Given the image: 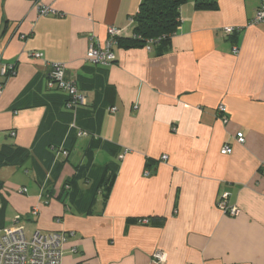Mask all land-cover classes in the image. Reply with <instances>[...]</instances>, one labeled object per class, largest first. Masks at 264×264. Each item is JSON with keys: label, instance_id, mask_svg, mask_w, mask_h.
I'll use <instances>...</instances> for the list:
<instances>
[{"label": "crops", "instance_id": "crops-1", "mask_svg": "<svg viewBox=\"0 0 264 264\" xmlns=\"http://www.w3.org/2000/svg\"><path fill=\"white\" fill-rule=\"evenodd\" d=\"M141 1L40 0L57 14L39 16L33 0H0V70L16 67L0 71V151L29 154L0 168V229L20 217L34 233L69 235L62 264H157L156 252L161 264H264V25L251 24L261 1L188 0L161 54L132 43ZM110 27L124 31L115 62H88ZM53 63L84 96L75 114L47 88ZM224 194L237 216L217 208Z\"/></svg>", "mask_w": 264, "mask_h": 264}, {"label": "built area", "instance_id": "built-area-1", "mask_svg": "<svg viewBox=\"0 0 264 264\" xmlns=\"http://www.w3.org/2000/svg\"><path fill=\"white\" fill-rule=\"evenodd\" d=\"M34 6L37 8L39 16L56 15L57 13L48 6L42 5L40 0H33ZM261 4L257 9L251 24L264 25V0H260ZM130 24L134 25V18L130 19ZM238 29L227 27L223 29L225 36L233 35ZM123 30L110 27L107 29V39L103 44L98 43L94 39L89 42L86 53V60L94 65L101 67H108L115 62V55L113 46L116 40L123 35ZM24 39V36L21 37ZM133 38H135L133 36ZM155 41L147 42V47L150 49ZM234 52H237L234 48ZM29 57L33 59H41L42 54L37 52L29 53ZM1 75L6 79L12 77L16 73L15 65L2 64ZM3 85L0 84V90ZM47 88L51 91H58L66 96L67 102L65 108L76 113L85 105L84 96L79 92L74 81L65 78V67L60 63H53L50 65V72L48 74ZM136 109V107H134ZM116 108H110L109 112L114 113ZM217 116L223 124L228 122L227 109L220 105L217 109ZM71 127H74L72 125ZM13 135V133H12ZM77 136L81 138H89L90 135L82 130H78ZM236 142L244 143L242 133H237L235 136ZM222 155H229L232 149L229 145H224L221 149ZM61 154L66 157L68 154L61 151ZM123 155L119 156L121 160ZM162 161L167 160L163 156ZM148 176V173H145ZM26 190H20V193H25ZM217 208L230 217L238 215L239 211L236 207L227 204V195H222L217 202ZM31 215L36 216V210L31 212ZM72 236V234L70 233ZM69 235L62 233L51 232L41 233L36 231L31 237L26 236L25 228L20 223V217H16L12 227L7 229H0V264H62V247L66 243ZM153 262L161 264L164 260V255L161 252H156L152 256Z\"/></svg>", "mask_w": 264, "mask_h": 264}, {"label": "trees", "instance_id": "trees-1", "mask_svg": "<svg viewBox=\"0 0 264 264\" xmlns=\"http://www.w3.org/2000/svg\"><path fill=\"white\" fill-rule=\"evenodd\" d=\"M188 0H142L138 9V13L134 17V37H132V43L137 45H145L148 41H155L152 48H156L158 54L164 52L169 45L171 36L175 33L177 26L179 25V10ZM196 7L201 9L204 7L215 8V4H205L203 1L198 2ZM67 99L65 101V104ZM79 109H77L78 111ZM70 113V112H69ZM83 131V130H82ZM87 132L90 137L91 145L96 144L98 138L94 134ZM94 144L92 146H94ZM91 146V147H92ZM65 151V150H60ZM67 152V151H65ZM68 154V152H67ZM29 158V154L25 150L14 149L11 152L5 150L0 151V168L4 165H22ZM106 173L103 175L101 184L103 187L104 201L108 197L114 175L112 178H105ZM2 183L0 182V227L3 223L4 214V200L1 195ZM71 189L70 184H65L64 192H68ZM164 220L157 222V225H163ZM136 223L134 219H128L127 224Z\"/></svg>", "mask_w": 264, "mask_h": 264}, {"label": "rangeland", "instance_id": "rangeland-1", "mask_svg": "<svg viewBox=\"0 0 264 264\" xmlns=\"http://www.w3.org/2000/svg\"><path fill=\"white\" fill-rule=\"evenodd\" d=\"M4 218H6V216H5V212H4V214H3V219H4ZM34 226H35V224H33V225H28L27 228L25 229V232H26V236H27V237H31L32 234L34 233V230H35V229L33 228ZM32 228H33L34 230H33ZM31 229H32V230H31Z\"/></svg>", "mask_w": 264, "mask_h": 264}]
</instances>
